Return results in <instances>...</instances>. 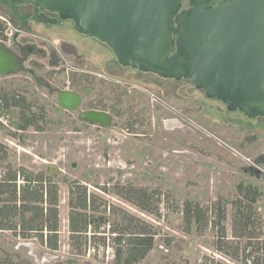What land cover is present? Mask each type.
I'll use <instances>...</instances> for the list:
<instances>
[{
  "label": "rangeland",
  "instance_id": "obj_1",
  "mask_svg": "<svg viewBox=\"0 0 264 264\" xmlns=\"http://www.w3.org/2000/svg\"><path fill=\"white\" fill-rule=\"evenodd\" d=\"M0 17L9 24L7 45L17 51L13 36L19 22L3 2ZM52 31H62L68 41L80 46L77 49L83 55L77 61L81 64L87 60L85 50L94 54L99 46L95 40L73 31L69 22L61 28L44 27L37 31L39 38L34 40H43L47 33L56 36ZM46 43L57 47L56 40ZM26 46L31 45L23 48ZM29 57L31 61H25L17 72L0 76V90L15 92L32 101L34 107H44L42 130H18L19 110L0 107V142L8 148L6 163L44 170L58 183L59 250L50 252L35 238L21 239L2 232L3 264H9L7 254L11 255L12 264H111L109 250L93 258L90 254L75 255L68 245L67 193L72 180L86 184L92 191L95 186L119 182L158 189L165 195L168 208L162 210L161 218L121 203L156 226L154 246L137 264H197L204 255L234 264L214 251V232L210 229L202 235L194 227L185 232L181 214L173 211V205L186 199L201 205H208L217 197L232 199L239 183L250 184L263 195L257 209L264 217V119H249L239 111H228L222 102L207 99L201 91L197 93L187 79L164 80L112 64L115 56L108 48L102 71L93 68L97 65L93 60L88 69L102 72L101 76L108 80L90 75L98 78L92 84L83 83L84 78L80 77L88 67L73 65L68 54L58 52L57 59H40L34 51ZM59 90L78 91L81 106L74 111L61 108L57 103ZM89 106L107 111L112 116L111 124L99 127L79 120V112L89 110ZM191 106L203 107L209 114L185 115L182 110ZM174 120L178 122L173 123ZM227 146L254 160L260 169L248 166ZM231 212L228 205L227 232Z\"/></svg>",
  "mask_w": 264,
  "mask_h": 264
},
{
  "label": "water",
  "instance_id": "obj_2",
  "mask_svg": "<svg viewBox=\"0 0 264 264\" xmlns=\"http://www.w3.org/2000/svg\"><path fill=\"white\" fill-rule=\"evenodd\" d=\"M7 1L33 5L38 22L55 23L37 15L38 9L73 19L75 31L104 43L122 67L190 80L228 111L264 119V0H222L215 7V0H188L190 8H183L184 0ZM19 68L15 53L0 46V76ZM57 103L74 111L82 99L74 91L59 90ZM78 119L108 127L112 116L89 109Z\"/></svg>",
  "mask_w": 264,
  "mask_h": 264
},
{
  "label": "trees",
  "instance_id": "obj_3",
  "mask_svg": "<svg viewBox=\"0 0 264 264\" xmlns=\"http://www.w3.org/2000/svg\"><path fill=\"white\" fill-rule=\"evenodd\" d=\"M185 5L186 2L183 1V7ZM5 28V22L0 19L2 40L7 39ZM13 37L14 42L25 51L23 46L26 43L16 39L17 34ZM36 49L34 48V51ZM62 50L63 54H69L68 50ZM50 53V50L45 49L41 56L47 57ZM80 77L87 80L84 74ZM195 91L198 93L201 90ZM176 95L179 97V94ZM0 107L19 110L18 130L25 131L30 127L37 131L42 130L40 123L44 122V107H34L32 101L19 94L2 90ZM114 107L115 105L112 106ZM88 108L99 109L94 106ZM182 112L187 116L199 117L209 114L205 108L198 106L187 107ZM7 156L8 148L6 144L0 142V233L10 232L21 239L35 238L47 251H58L60 225L58 183L44 170L34 171L24 166L13 167L6 163ZM95 188L96 190L92 191L78 180H72L68 185L67 231L68 245L72 253L90 254L95 258L99 253L103 255L109 250L111 264L141 262L154 246L156 226L129 211L121 203L154 218H161L162 210L168 208L165 195L158 189L136 186L132 183L115 182L109 186ZM261 199L263 195L258 188L239 183L232 199L217 197L208 205H201L188 199L175 201L173 211L181 214L185 232H190L192 227L200 235L208 229L213 231L214 251L230 262L264 264V217L257 209ZM228 205L232 210L230 232H227L225 225ZM11 258V255L7 254L9 264H12ZM0 264H3L2 259ZM197 264L227 263L214 256L204 255Z\"/></svg>",
  "mask_w": 264,
  "mask_h": 264
},
{
  "label": "flooded vegetation",
  "instance_id": "obj_4",
  "mask_svg": "<svg viewBox=\"0 0 264 264\" xmlns=\"http://www.w3.org/2000/svg\"><path fill=\"white\" fill-rule=\"evenodd\" d=\"M184 1L187 4L183 8H190L188 0H184ZM0 2H3V4L6 5L8 10L13 14V16L19 22L17 26H14V31L18 35L17 38L20 41H23L26 44L31 45V46H26V48L24 49L25 51H23L22 48L19 45H17L18 50L14 51L7 45V42L9 41V39H4V40L0 39V46L9 47V49H11L15 53V55L17 56V62L20 64L19 70L22 68V65H23V63L25 61L30 60L31 57H29V56L32 53L34 54V48H37L35 50V54H37V56L40 59H44L43 57H41V55L43 54V51L45 49L50 50L51 51L50 56H53L52 60L58 58V52L63 53L62 49H66V50L69 51L68 56L70 57L71 63L73 65H75V66L82 65V66H84V68L88 67L87 69L83 70L84 71V75H86V77H87V80H84L83 83L86 84V83L91 82V84H92L93 82H95L98 79V78L96 79L94 77H91L90 75H94L96 77H100V78H103L105 80L107 79L106 76H101L102 72L101 73L100 72L99 73H93V72H91V70H88V69L91 68V64L89 65V61L91 60L90 62H92V60H93V62L97 64V65L94 64L93 68L97 69L99 71H102V67L104 65L106 66V64H107V61H105V60H106V49L108 47L104 43L98 41L95 38L88 37V36H86L83 33L75 31L73 19L68 18L66 20H61L59 18L58 12H51V11H48V10H40V9H38L37 10V15L43 14V15L47 16L48 18H50L52 20H55V23H53V24L42 23V22L36 21L33 18V11H34V6L33 5L26 4V5H17V6H15L14 4L10 3L7 0H2ZM221 2H222V0H215L214 4H213V7L219 5ZM0 19L3 20L5 22V24H6L5 35L7 36L6 31L9 29V26H8L9 24H8V22L6 20L2 19L1 17H0ZM65 22L66 23L67 22L71 23L73 31H75L79 35H83L84 37H88V38H90L92 40H95L96 42L99 43V46L97 47V49L94 50L95 51L94 54L89 53V52H87L85 50V52H86V54L88 56H86L87 60L83 64H81V63H79L77 61L83 55V54L81 55V52H79V50L77 49L80 46H78V44L75 41H68L67 38L62 33V31H52L54 34H57L54 37L47 33L45 35L46 37L44 36L43 40H41V39L34 40L35 38H39L37 36V34H36L37 31L44 30V27H48V26H56V27L61 28V25H63ZM38 27H40V28H38ZM52 40H56L57 47L54 48L51 45L48 47L46 45L47 44L46 42H48V41L52 42ZM39 45H41V46H39ZM115 60H116V57H115ZM115 60H113L112 64H115L114 63ZM28 72H30V70H28ZM74 83H77V82H73V84ZM77 85H78V83L76 84V86ZM86 90H87V88H85V91ZM74 92L79 93L76 90Z\"/></svg>",
  "mask_w": 264,
  "mask_h": 264
},
{
  "label": "built area",
  "instance_id": "obj_5",
  "mask_svg": "<svg viewBox=\"0 0 264 264\" xmlns=\"http://www.w3.org/2000/svg\"><path fill=\"white\" fill-rule=\"evenodd\" d=\"M227 149H229L234 155L241 157L244 161L247 162L248 166L254 167V168H258L260 169L254 162V160H251V158L245 157L244 155H242L239 151H237L235 148L231 147V146H227Z\"/></svg>",
  "mask_w": 264,
  "mask_h": 264
}]
</instances>
